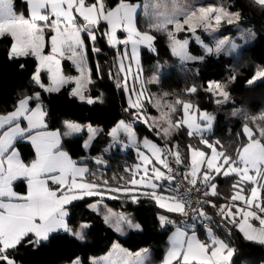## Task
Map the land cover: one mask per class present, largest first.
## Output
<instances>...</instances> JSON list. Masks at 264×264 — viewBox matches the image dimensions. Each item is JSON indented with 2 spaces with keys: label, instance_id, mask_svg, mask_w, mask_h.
<instances>
[{
  "label": "snow or ice",
  "instance_id": "1",
  "mask_svg": "<svg viewBox=\"0 0 264 264\" xmlns=\"http://www.w3.org/2000/svg\"><path fill=\"white\" fill-rule=\"evenodd\" d=\"M250 2L264 10V0ZM25 4L27 17L17 12L14 0H0V39L7 37L11 42L10 60L31 57L36 61L31 80L37 88L57 93L65 85L72 84L70 95L73 98L89 105L102 103V99L86 95L93 84L91 70L87 67L89 44L86 39L91 42V50L99 54L101 49L95 43L98 34L103 35L116 56V71L110 70L109 78L126 94L125 111L132 119L144 123L155 136L165 141L184 129L190 139H197L210 152L188 144L185 160L178 143L161 147L147 138L141 142L132 125L121 120L110 133L113 144L135 148L140 162L132 169H125L130 178L120 177L122 183L111 186L107 179H88L89 169L80 166L62 147L63 137L85 131L89 139L83 147H90L97 131L91 124L82 126L66 121L64 133L49 130L48 112L41 93L37 91L20 97L12 111L0 114V264H15L10 256L12 250L24 243L39 246L54 234L67 233L83 241L84 229L89 226L83 225L75 231L67 220V206L74 201L93 196L119 199L122 195L132 203H138L143 196L169 213L186 216L192 208V189L204 197L220 195L214 183L218 176L235 178L231 195L225 197L229 202L219 206L211 200L198 203L217 208L223 219L238 225L247 240L264 244V115L252 121L255 128L244 124V142L234 154H229L219 140L212 143L205 137V132L213 128L214 115L201 110L190 100L153 98L146 94L145 82L140 79L139 49L143 46L155 51L154 33L168 38L172 54L181 62L202 60L203 57L189 53V41L179 39V34L188 32L195 36L198 28L214 30L222 22L233 24L240 14L216 5L188 9L169 6L166 0L150 3L114 0L112 6H108L106 0L91 3L88 0H25ZM141 12L148 17L145 31L137 27ZM101 22L107 26L102 33L99 32ZM118 33H124V38ZM196 39L199 41L198 36ZM225 44V40H220L214 48L205 46V51L209 55L219 54ZM65 59L75 64L80 73L78 77L64 75L62 61ZM19 67L25 65L21 63ZM42 74L46 75L47 82ZM158 80L159 77L154 76L148 82ZM137 81L140 82L139 89L136 88ZM257 81H264V69L257 70L247 84L254 85ZM205 90L218 97L215 101L218 105L228 101L229 93L218 82H210ZM185 91L193 95L198 89L192 85ZM146 102L157 110L158 118L147 114ZM122 134L126 140L121 138ZM20 141L29 142L33 148L30 161L22 159L17 148ZM95 163L103 165L105 161L97 158ZM178 176L183 183L178 182ZM18 182L25 185L23 191L17 190ZM90 207L95 212L101 210L98 204ZM194 211L207 219L202 208ZM103 218L121 235L126 234V229L143 230L123 212L107 209ZM158 219L161 227L174 223L164 215ZM252 221H257L259 226ZM233 253L234 249L223 240L213 236L209 243H203L177 227L162 264H230ZM73 264H81L80 259H75ZM91 264H150V260L147 249L133 253L115 244L107 255L94 258Z\"/></svg>",
  "mask_w": 264,
  "mask_h": 264
},
{
  "label": "trees",
  "instance_id": "2",
  "mask_svg": "<svg viewBox=\"0 0 264 264\" xmlns=\"http://www.w3.org/2000/svg\"><path fill=\"white\" fill-rule=\"evenodd\" d=\"M215 1L205 0L201 4ZM88 2L91 3L93 0H88ZM106 2L108 6H112L114 0H106ZM14 3L17 12L27 17L25 2L14 0ZM225 3L229 12L240 14L239 23L251 28L255 33L254 40L241 45L236 55L202 53L201 49L190 41V49L203 59L182 63L172 55L168 38L158 33H154L156 35L155 51L141 47L139 52L142 77L148 85L147 92L169 101L177 97L190 100L201 110L213 112L215 116L213 128L205 134V137L212 143L219 140L229 154H234L235 149L244 142V124L247 123L255 128L256 125L252 121L264 115V81H257L254 85L247 84L257 70L264 69V10L253 6L250 0H226ZM141 14L142 12L138 17L137 27L145 31L148 18H142ZM103 31H105V24L101 22L99 32ZM203 41L212 46L206 36ZM10 43L7 37L0 39V114L12 111L20 97L40 91L31 80L35 60L31 57L10 60L8 58ZM86 43L89 44L87 67L91 70L93 79L88 95L98 97L101 92H105L114 99L89 105L73 98L69 94L70 88L66 87L60 92L48 94L43 104L48 112L49 129H60L61 122L65 119L81 122L94 121L101 126L102 138L98 137L87 152L83 150L81 138L78 136L62 140V147L69 152L72 158L89 169L88 179L103 178L107 179L111 186H117L122 183L120 177L130 178L125 169H132L135 163L132 148L129 147L122 151L119 145H109L110 139L107 137L108 130L119 120L131 124L139 138L146 137L161 147L165 146L164 143H178L185 160L188 144L204 148L197 139H190L184 129L174 134L170 140L165 141L155 136L154 132L142 122L133 120L130 113L125 111L127 100L123 90L117 88L115 81L108 75L110 70L115 72V50L108 46L105 36L100 34L95 43V46L101 49L99 54L91 50V42L87 39ZM45 52H47V47ZM21 63L25 65L24 68L19 67ZM97 66H99V75ZM63 68L70 74L74 73L68 61L63 62ZM154 76L159 77L158 82L148 83V80ZM232 77H235V80ZM210 82H218L225 86V90L229 93L226 103L216 104V97L205 90ZM192 85H196L198 91L193 95L186 94L185 90ZM148 111L154 114L150 105H148ZM256 123L262 122L256 121ZM17 148L22 159L26 162L31 160L33 152L28 142L20 141ZM97 158L103 159L105 164L97 165L95 163ZM234 179L231 176L227 178L218 176L214 183L217 184V191L220 195L204 197L203 201L211 200L218 206L226 202L225 197L231 195V184ZM24 189L23 182H18L17 190L23 191ZM97 201L101 203L100 212L88 208L89 204ZM201 208L207 214V219L204 218V220L210 225L213 235L234 249L230 264H264V244L244 239L236 229V224L223 219L217 208L210 207L207 203H201ZM107 209L125 213L143 230H126L125 235H118L103 220L102 215ZM68 213L67 220L73 230H78L81 225L89 226L84 229L85 239L83 241L76 240L67 233H58L39 246L24 243L10 252L15 264H68L76 258L80 259L81 264H89V257L106 253L113 242H117L132 252L144 248L150 249V264H155L161 260L162 246L166 245L168 235L175 226L170 224L161 227L159 216L164 215L174 222L182 216L161 210L154 201L143 196L140 197L138 203H132L122 195L119 199H110L107 196L103 198L85 197L71 204ZM199 218L197 213L187 215L184 223L179 227L182 226L189 231L192 225L194 231L204 236L205 228L200 227Z\"/></svg>",
  "mask_w": 264,
  "mask_h": 264
},
{
  "label": "rangeland",
  "instance_id": "3",
  "mask_svg": "<svg viewBox=\"0 0 264 264\" xmlns=\"http://www.w3.org/2000/svg\"><path fill=\"white\" fill-rule=\"evenodd\" d=\"M205 0H166V2L169 4V6L171 5H175L177 7H181V8H185V9H188V8H192V7H199V6H213V5H216V6H223L226 8V0H216L215 2H212V3H209V4H201L202 2H204ZM144 3H150V2H155V0H144L143 1ZM227 9V8H226ZM141 17L142 18H148L143 12L141 14ZM202 32V33H201ZM234 35H233V34ZM196 36L199 37V41H197L196 39ZM204 36H206L209 41L212 43V46L210 44H207L206 42L203 41V38ZM179 39L183 40V39H187L189 41L188 43V51L189 53L194 56V57H201L199 56L197 53H194L190 47H189V44H190V41L193 42L194 44H196L202 51V53H206L205 51V46L207 47H212L214 48L217 43L220 41V40H225L226 41V44L224 45V48L223 50L219 53V54H223L225 56H231V55H236L237 54V51L239 49V47L241 45H244L248 42H251L254 40L255 38V33L254 31L247 27V26H244L242 25L241 23H239V20L233 24H228L227 22H222L220 24L219 27H216L214 30H204L203 28H198L197 31H196V34L195 36H193L191 33H188V32H182L179 34L178 36ZM168 44H169V47H170V43H169V40H168ZM233 45H236L235 48H233ZM130 48V46H129ZM149 50V49H147ZM170 50H171V47H170ZM150 51V50H149ZM173 55V54H172ZM212 55H215V54H212ZM174 56V55H173ZM175 57V56H174ZM177 58V57H175ZM178 59V58H177ZM179 60V59H178ZM180 61V60H179ZM197 61V60H195ZM181 62V61H180ZM191 62H194V61H187V62H182V63H191ZM142 78V71H141V74H140V79ZM144 80V78H143ZM142 80V81H143ZM152 79H149L148 81H151ZM145 82V80H144ZM149 83V82H148ZM147 84L144 83V88L146 90V94L153 97V98H160L162 100H165L161 97H155L153 95H151L150 93H148L147 91ZM136 88L139 89L140 88V82L137 81L136 82ZM125 97H126V100H127V96L126 94L124 93ZM215 96V95H214ZM104 97V94L101 95V98ZM216 99L218 98L217 96H215ZM148 104L147 102L145 103V107H146V110H147V114L152 116V117H159V113L157 112V110L155 108H153L151 105H150V108L154 110V114H151L149 113L148 111ZM210 114L213 115V112H208ZM144 124V123H143ZM147 126V125H146ZM134 130V129H133ZM135 132V131H134ZM210 131H207L205 132V134H208ZM136 133V132H135ZM138 140H140L141 142L143 141V139H145L146 137H138ZM148 139V138H147ZM125 140H126V137H125ZM154 142V141H153ZM164 145H166V143H164ZM120 146V145H119ZM203 146V145H202ZM121 150L122 151H125V149L127 148H123L122 146H120ZM132 148V147H130ZM201 148V147H200ZM201 149H204V148H201ZM141 150H144V149H141ZM206 151H209L210 152V149H204ZM132 151L134 153V157H135V163L132 165V168H134V166L136 164H138L140 161L138 160V157H137V152H136V149L135 148H132ZM106 197V196H104ZM108 197V196H107ZM229 201H226V202H223L221 203L220 205L222 204H225V203H228ZM92 204H98L100 206L101 203L99 202H93L91 204L88 205V208L90 210H92V208L90 207V205ZM157 206V205H156ZM158 207V206H157ZM159 208V207H158ZM161 210L167 212L165 209H162L160 208ZM93 211V210H92ZM113 211V210H112ZM218 211V209H217ZM113 212H116V213H120L119 211H113ZM105 214V213H104ZM104 214L102 215V217H104ZM125 214V213H124ZM128 216V215H127ZM130 218V217H129ZM131 219V218H130ZM104 220V218H103ZM252 223L255 225V226H259L258 225V222L257 221H252ZM108 225V224H107ZM83 225H81V228H82ZM179 227V226H173V229L172 231L170 232V234L168 235V238L166 240V245H163L162 246V249H163V255H162V258L159 262L155 263V264H162L163 262V259L164 257L166 256V253L167 251L169 250V247H170V239L173 235V233L175 232L176 228ZM81 228H79L78 230L76 231H79ZM180 228H182L184 231H186L188 233L189 236H192V235H195L197 237L198 240H200L201 242L203 243H209L210 242V238L213 237V233L211 231V229H205V232H204V236H200L198 234V232L194 231V228L193 226L191 225L190 226V229L191 230H186V228L180 226ZM113 229V228H112ZM236 229L239 231V228H238V225L236 224ZM114 230V229H113ZM126 230H132V229H126ZM115 231V230H114ZM133 231H136V230H133ZM116 232V231H115ZM240 232V231H239ZM118 235L121 236L120 233L116 232ZM240 234L242 235V237L244 239H246L243 235V233L240 232ZM215 237V236H214ZM216 239H218L217 237H215ZM220 240V239H219ZM247 240V239H246ZM225 242V241H224ZM226 243V242H225ZM115 244H118L117 242H113L109 248V250L102 254V255H99V256H91L89 257L88 259V262L89 264H91V261L94 259V258H99V257H102V256H105L107 255L113 248V246ZM227 244V243H226ZM147 249L148 250V254H149V260H150V255H151V252H150V249L148 248H144V249H140V250H137L135 252H138V251H143ZM133 252V253H135ZM77 259V258H76ZM68 264H73V261L71 263H68ZM154 264V263H153Z\"/></svg>",
  "mask_w": 264,
  "mask_h": 264
},
{
  "label": "crops",
  "instance_id": "4",
  "mask_svg": "<svg viewBox=\"0 0 264 264\" xmlns=\"http://www.w3.org/2000/svg\"><path fill=\"white\" fill-rule=\"evenodd\" d=\"M24 2H25V0H23ZM26 7H27V5H26ZM28 8H27V16H28ZM106 25H105V30H106ZM120 34H121V36H120ZM118 36L120 37V38H124V36H125V34L124 33H118ZM106 38V37H105ZM106 42H107V39H106ZM143 47V46H142ZM111 48V47H110ZM145 48V47H144ZM150 50V49H149ZM49 51V49L47 48V52ZM139 51H140V49H139ZM46 52V53H47ZM115 60H116V57H115ZM64 61H68L69 62V65L74 69V73L73 74H70V73H68V71L66 70V69H64L63 68V62ZM115 62V61H114ZM35 65H36V61H35ZM62 68H63V72H64V75L65 76H67V77H78L79 75H80V73L78 72V70H77V68H76V66H75V64H73V62L72 61H70V60H67V59H65V60H63L62 61ZM34 69H35V66H34ZM34 69H33V72H34ZM114 69H115V66H114ZM115 71H116V69H115ZM32 72V73H33ZM42 78L45 80V82H47V77H46V75H44V74H42ZM141 80H143V77L141 78ZM144 81V80H143ZM35 85V84H34ZM36 86V85H35ZM66 87H69L70 88V90L74 87V85H72V84H69V85H65L63 88H66ZM90 87L91 86H89V89H90ZM62 88V89H63ZM89 89H88V91H89ZM70 90H69V94H70ZM88 91L86 92V95H88ZM40 93H41V97H42V100H44L45 98H46V96L48 95V94H50V93H47V92H43V90H41L40 89V91H39ZM102 94H104V97L103 98H101V95ZM96 98H99V99H102V101L104 102V101H107V100H113L114 99V97H112L110 94H108V93H105V92H101L100 94H99V96L98 97H96ZM66 121H71V122H75V123H78V124H80V125H82V126H86V125H89V124H91L92 126H93V128H95L97 131H96V135H95V137H94V139H92L91 140V143H90V146L94 143V141L99 137V138H102L101 136H102V129H101V126L100 125H98L96 122H94V121H83V122H81V121H72V120H70V119H65V120H62V127L60 128V129H49V130H52V131H59V132H61V133H64L65 131H66V128H65V122ZM121 120H119L112 128H110L109 130H108V132H107V137L110 139V144L109 145H112V146H115L114 144H113V140H112V136H111V131H112V129L113 128H115V127H117L118 126V124H119V122H120ZM127 123V122H126ZM73 136H78V137H80L81 138V144H82V148H83V150L85 151V152H87L88 150H89V148L90 147H88V148H84L83 147V144L86 142V141H88V139H89V137H88V134H87V132L85 131V132H83V133H80V134H76V135H73ZM136 136H137V134H136ZM72 137V136H71ZM63 138H69V137H67V136H65V137H63ZM121 138L122 139H125V137L123 136V134H122V136H121ZM27 142V141H26ZM29 143V142H28ZM29 145H30V143H29ZM31 146V145H30ZM107 147V146H106ZM31 149H32V152H33V154H34V150H33V148L31 147ZM33 158V157H32ZM31 158V159H32ZM80 166H83V167H86L84 164H81V163H79V162H77ZM51 187H53V188H55L56 186L55 185H51ZM78 201V200H77ZM74 202H76V201H74ZM73 202V203H74ZM97 202H99V201H97ZM72 203V204H73ZM100 203V202H99ZM69 206L70 205H68L67 206V208H68V212H69Z\"/></svg>",
  "mask_w": 264,
  "mask_h": 264
},
{
  "label": "built area",
  "instance_id": "5",
  "mask_svg": "<svg viewBox=\"0 0 264 264\" xmlns=\"http://www.w3.org/2000/svg\"><path fill=\"white\" fill-rule=\"evenodd\" d=\"M182 171V169H180ZM178 182H182L181 177L178 176L177 177ZM183 191V189H182ZM204 196H202L201 193H198L195 189H192L191 191V200H192V208L188 210V215H192L193 213H197L196 211H194V209H200L201 208V203H198V201H203ZM187 216V215H186ZM186 216H181L180 218H178L173 224L175 226H179L182 225L184 223V219ZM198 223L200 225V227L205 228V229H210V225L204 220L203 217H200L198 220Z\"/></svg>",
  "mask_w": 264,
  "mask_h": 264
}]
</instances>
